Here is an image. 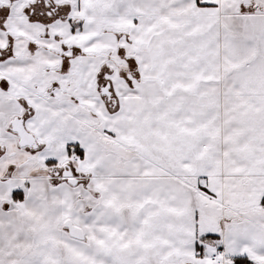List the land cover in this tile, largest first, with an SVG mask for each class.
<instances>
[{"label":"snow or ice","instance_id":"1","mask_svg":"<svg viewBox=\"0 0 264 264\" xmlns=\"http://www.w3.org/2000/svg\"><path fill=\"white\" fill-rule=\"evenodd\" d=\"M0 264H264V0H0Z\"/></svg>","mask_w":264,"mask_h":264}]
</instances>
